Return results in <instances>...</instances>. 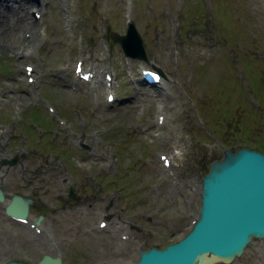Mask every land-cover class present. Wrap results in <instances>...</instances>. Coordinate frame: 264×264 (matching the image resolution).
I'll return each instance as SVG.
<instances>
[{"label": "rangeland", "instance_id": "obj_1", "mask_svg": "<svg viewBox=\"0 0 264 264\" xmlns=\"http://www.w3.org/2000/svg\"><path fill=\"white\" fill-rule=\"evenodd\" d=\"M44 1L30 4L29 15H40L19 28L24 40L12 51L0 46V156L25 148L27 157L23 170L0 162V186L33 198L28 211L50 238L27 241L30 229L0 217V259L33 262L46 251L64 264H126L135 246H160L187 229L211 150L246 143L264 151V0ZM127 17L146 61L125 60L108 34L122 32ZM76 59L98 78L111 70L114 100L105 101L99 80L71 84ZM150 63L163 71V89L139 82V66ZM44 99L62 123L47 117ZM100 211L117 235L94 228ZM116 219L134 227L114 251ZM262 239L228 264H264Z\"/></svg>", "mask_w": 264, "mask_h": 264}, {"label": "water", "instance_id": "obj_2", "mask_svg": "<svg viewBox=\"0 0 264 264\" xmlns=\"http://www.w3.org/2000/svg\"><path fill=\"white\" fill-rule=\"evenodd\" d=\"M122 52L145 57L132 22L124 33L109 31ZM0 190V197L2 196ZM199 206L188 229L161 246L138 249L131 264H205L239 255L251 236L264 235V154L238 146L222 149L201 175ZM28 196L10 193L7 207L27 212ZM39 217V216H38ZM37 217V218H38ZM5 264H63L58 254L42 253L35 261L8 259Z\"/></svg>", "mask_w": 264, "mask_h": 264}, {"label": "bare ground", "instance_id": "obj_3", "mask_svg": "<svg viewBox=\"0 0 264 264\" xmlns=\"http://www.w3.org/2000/svg\"><path fill=\"white\" fill-rule=\"evenodd\" d=\"M36 2H38V1H35V0H0V46H5L10 51H12L15 48V46L19 40L20 41L24 40L23 37L21 35H20L21 36L20 37L17 33H18V30L20 27L25 26V27L29 28V27H32L34 23H36V20H37L36 17L35 16L31 17L29 15V9H28L30 4L36 3ZM34 31H35V29H34ZM19 32H20V30H19ZM10 36H12V37H10ZM167 40H168V38H167ZM182 54H183V52H182ZM82 64H83V62H82ZM64 69H65V67H64ZM182 78H183V76H182ZM95 80L96 79H94L93 81H95ZM160 83H161V81H160ZM163 83H165V84H163ZM165 85H167V82H165L164 79H162V83H161V85H159V87L164 88ZM169 167H170V164H169ZM127 263L129 264V261ZM205 264H208V263H205Z\"/></svg>", "mask_w": 264, "mask_h": 264}, {"label": "flooded vegetation", "instance_id": "obj_4", "mask_svg": "<svg viewBox=\"0 0 264 264\" xmlns=\"http://www.w3.org/2000/svg\"><path fill=\"white\" fill-rule=\"evenodd\" d=\"M32 203H33V201H32ZM28 213H30V211H28Z\"/></svg>", "mask_w": 264, "mask_h": 264}]
</instances>
